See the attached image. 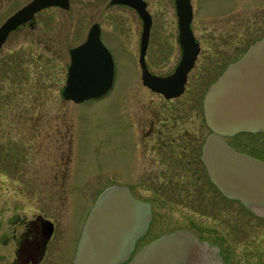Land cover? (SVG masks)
<instances>
[{"label": "rangeland", "instance_id": "374dc122", "mask_svg": "<svg viewBox=\"0 0 264 264\" xmlns=\"http://www.w3.org/2000/svg\"><path fill=\"white\" fill-rule=\"evenodd\" d=\"M30 1L0 0V26ZM148 1L161 26L164 45L168 46L167 65L178 55L175 8L172 0ZM233 1L194 0L198 9L195 29L203 27L205 17L201 13L206 6L218 11ZM109 3L110 0H71L69 9H45L37 14L35 28L23 27L0 50V264H7L11 257L12 248L5 245V237L12 232L17 217L28 220L35 213L48 217L68 233L67 241L64 235L60 246L49 245L46 256L60 253L55 264H73L93 205L104 189L122 183L119 179L124 172L125 142L132 131L122 117L121 107L124 99L141 91L143 85L135 58L139 46L136 16L118 7L105 14ZM94 21L101 23L103 41L113 51L115 84L101 97L75 103L61 94L70 61L69 48L74 47H64L63 38L72 41L85 37ZM124 22L129 25L125 29L131 33L129 38L117 34L118 29L123 30ZM210 70L208 62L199 60L191 74L199 81L203 95L214 80ZM229 142L239 151L264 160V132L241 133ZM212 187L217 193L213 197L224 200L213 184ZM134 191L139 196V191ZM174 199V204L156 199L155 224L144 243L175 228L188 227L228 247L231 264H264V222L245 206L228 201L229 217L224 219L215 212L201 224L189 217L191 211H180V197Z\"/></svg>", "mask_w": 264, "mask_h": 264}, {"label": "water", "instance_id": "95a60500", "mask_svg": "<svg viewBox=\"0 0 264 264\" xmlns=\"http://www.w3.org/2000/svg\"><path fill=\"white\" fill-rule=\"evenodd\" d=\"M112 3L135 7L144 20L140 47L144 84L167 97L178 96L200 51L191 27V0H176L183 55L176 71L167 77L152 74L145 60L152 24L147 2ZM70 5V0H31L24 4L0 26V50L20 25L34 22L37 12L49 7L68 9ZM101 35L96 22L85 43L70 50L71 64L61 93L65 100L78 103L95 99L112 88L115 61ZM227 66L204 95V117L212 132L207 136L203 157L209 177L221 193L264 218V160L239 151L228 141L243 132H264V38ZM89 213L73 264H223L221 247L188 229L155 238L129 260L137 239L150 225L152 210L150 203L135 197L125 185L112 184L104 189ZM48 222L51 235L53 223Z\"/></svg>", "mask_w": 264, "mask_h": 264}, {"label": "flooded vegetation", "instance_id": "af4514ba", "mask_svg": "<svg viewBox=\"0 0 264 264\" xmlns=\"http://www.w3.org/2000/svg\"><path fill=\"white\" fill-rule=\"evenodd\" d=\"M145 1L147 2L146 8L152 19L150 40L145 60L152 74L167 77V75H171L176 71V67L182 60L183 55V48L179 38L180 28L176 0H172V3L177 18L175 38L178 55L174 62L167 65L168 46L164 45V39L161 36V26L157 24L158 19H156L155 13L151 11L149 1ZM191 4L194 17L191 27L200 51L192 70L187 74L183 85L184 90L178 96L171 97H167L159 91L156 92L149 86L147 87L144 84V80H142L143 70L140 62V47L144 31V20L141 18L139 11L129 4L112 3V0H110L109 6L105 8L106 12H104L108 14L113 7L127 9L135 14L136 18L134 17V20L138 22L136 30L139 33V46L135 58L137 60L136 65L140 70L139 80L143 87L141 91L128 95L121 107L122 117L128 122L129 130L132 133L130 140L125 142L127 147L124 149V165L122 166V171L124 172H122V177L119 179L122 183L113 184L125 185L135 197L150 203L152 217L146 233L137 239L136 247L129 260L136 255L140 248L155 238L165 235V233L188 229L196 233L199 238L209 240L221 247L223 264H231L229 262L231 260L229 248L223 247L218 242L215 243L208 236H202L196 229L192 230L188 227L175 228L173 231L157 235L146 243L143 241L150 232L151 226L155 224L156 199L163 204H174L176 202L174 196L180 197L179 206L181 210L178 209L183 212L191 211L192 214L190 215L189 213V217L201 224L207 223L205 218L214 217L215 212L221 213L224 219L229 217L228 201H238L223 195L218 187L212 183L211 177H209V170L204 161L203 153L207 136L211 134L212 130L207 127L206 118L204 117V95L210 84L215 82L219 75L227 69V65L237 61L253 43L264 38V0H234L231 6L218 11H211L205 5L206 11L201 13L205 20L203 27L198 31L194 27L198 9L194 6V0H191ZM60 9L63 8L60 7ZM44 10L37 12V14ZM37 14H35L34 22L29 21L24 25H20L17 30L11 33L10 37L25 26L35 28L36 25H31V23L35 24ZM213 16L215 19H213ZM96 22L100 24L103 41L104 31H102V25L100 22L94 21V23ZM124 25L123 30L118 29L119 32L117 31V34L118 36L129 38L131 33L125 31V29L128 30L129 25L127 22H124ZM89 30H87L88 33L85 37L75 38L72 41L67 37L63 38L64 47L65 45H74L75 47L85 43ZM129 31H131L130 28ZM103 42L106 43L105 41ZM74 47L69 48V53ZM199 60L209 63L212 69V71L210 70V75L214 77V80L208 84L204 95L202 94L199 81L191 75ZM223 63L226 65H217ZM70 64L69 61L66 74ZM115 77L116 71L114 80ZM114 84L115 81L113 86ZM212 184L217 188L220 197H223L224 200L220 201L217 199V193L213 190ZM134 188L139 191V196L136 195ZM213 194H216L214 200ZM218 206L222 207V209ZM256 217L258 216L256 215ZM15 221L12 232L5 237L7 238L5 245L12 248V254L10 257L9 253L10 258L8 257L7 264H55V260L60 253L57 255L55 253L53 257H47L46 255L50 251L49 245L54 243V245L60 246L64 235L65 241H67L68 233L66 229L57 228V225L51 219L41 213H35L28 220L17 217ZM48 221L53 223L51 235H49L50 223ZM78 243L76 247H78Z\"/></svg>", "mask_w": 264, "mask_h": 264}, {"label": "trees", "instance_id": "16d2710c", "mask_svg": "<svg viewBox=\"0 0 264 264\" xmlns=\"http://www.w3.org/2000/svg\"><path fill=\"white\" fill-rule=\"evenodd\" d=\"M243 134H250V133H244V132H243ZM251 134H252V133H251ZM251 134H250V135H251ZM241 205H242V204H241ZM242 206H243V205H242ZM245 207H246V206H245ZM246 208H247V207H246ZM247 209H248V208H247ZM248 210H249V209H248ZM249 211H250V210H249ZM250 212H251L253 215H256V214H254L252 211H250ZM257 216H258V215H257ZM258 217H259V216H258ZM259 219L262 220V221L264 222V218L259 217Z\"/></svg>", "mask_w": 264, "mask_h": 264}]
</instances>
